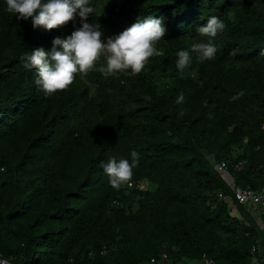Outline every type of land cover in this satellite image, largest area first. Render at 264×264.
<instances>
[{"label":"trees","instance_id":"trees-1","mask_svg":"<svg viewBox=\"0 0 264 264\" xmlns=\"http://www.w3.org/2000/svg\"><path fill=\"white\" fill-rule=\"evenodd\" d=\"M120 1L116 11L115 0H90L87 22L106 40L138 18L162 17L156 47L164 55L137 75L90 70L46 95L21 58L36 47L51 51L81 19L34 28L0 0V260L251 264L264 254V213L235 202L233 216L216 166L225 163L241 190L264 188V0ZM211 16L226 25L213 40L215 57L193 53L181 73L177 52L208 42L197 28ZM132 151L136 185L116 190L101 164Z\"/></svg>","mask_w":264,"mask_h":264},{"label":"clouds","instance_id":"clouds-1","mask_svg":"<svg viewBox=\"0 0 264 264\" xmlns=\"http://www.w3.org/2000/svg\"><path fill=\"white\" fill-rule=\"evenodd\" d=\"M115 2L118 11L122 2L120 0ZM6 5V11L15 14L19 20L30 18L34 28L43 27L49 31L66 25L77 15L81 19L82 26L66 39L54 38L51 51L36 47L30 54L21 58L25 60V68L35 69L37 77L35 83L46 95L67 89L77 75L86 76L90 70H97L105 77L125 73L129 69L131 75H137L144 70L151 57L164 55V51L156 47L157 42L166 34L162 17L157 19L150 15L138 18L130 27L105 40L101 26L87 22L89 14L94 11L90 6V0H6ZM225 27V23L217 16L209 17L205 25L198 26L197 33L207 37L208 42H195L190 50L178 51L177 69L183 73L189 68L193 61V53L200 61L212 60L217 52L213 40L225 30ZM102 59L103 63H100ZM98 63L100 66L97 68ZM93 93L94 90L90 95ZM242 96L243 92H240L230 100L234 101ZM145 99L150 101L151 97ZM184 101L185 96L181 92L176 103L182 104ZM183 114L181 110L180 115ZM139 159V154L132 151L131 159L109 157L103 162L101 167L108 177L110 186L116 190L123 186L130 187ZM228 203L233 209L232 201Z\"/></svg>","mask_w":264,"mask_h":264},{"label":"built area","instance_id":"built-area-1","mask_svg":"<svg viewBox=\"0 0 264 264\" xmlns=\"http://www.w3.org/2000/svg\"><path fill=\"white\" fill-rule=\"evenodd\" d=\"M217 171L219 174L223 177L225 180L227 186L231 189V191L234 194L233 197H225L227 201H232L233 204L236 202L241 205H248L251 206L252 213L257 212L260 210L264 213V188H262L260 191H253V190H241L236 187L235 181L233 177L229 174L227 165L225 163L218 164L216 166ZM131 187H133L134 183H130ZM138 188L145 190L147 188L146 182L140 183L137 185ZM221 197H224L221 195ZM235 207V205H234ZM236 208V207H235ZM239 217L240 215L237 214ZM237 216V217H238ZM261 228L264 229V223L261 224ZM257 250L256 247H254L253 251L255 252ZM166 255L164 256V259H166ZM152 263L156 264L158 263L156 260H152ZM201 264H216L214 260L209 259L207 257H203ZM251 264H264V254L259 258L256 256Z\"/></svg>","mask_w":264,"mask_h":264},{"label":"rangeland","instance_id":"rangeland-1","mask_svg":"<svg viewBox=\"0 0 264 264\" xmlns=\"http://www.w3.org/2000/svg\"><path fill=\"white\" fill-rule=\"evenodd\" d=\"M106 2H108V1H106ZM108 4V3H107ZM109 5V4H108ZM110 6V5H109ZM232 204H233V202H232ZM236 214H237V209L234 207V204H233V215H235L236 216ZM192 264H200V263H198V262H195V263H192Z\"/></svg>","mask_w":264,"mask_h":264},{"label":"water","instance_id":"water-1","mask_svg":"<svg viewBox=\"0 0 264 264\" xmlns=\"http://www.w3.org/2000/svg\"><path fill=\"white\" fill-rule=\"evenodd\" d=\"M0 264H10V263L3 261V260H0Z\"/></svg>","mask_w":264,"mask_h":264},{"label":"crops","instance_id":"crops-1","mask_svg":"<svg viewBox=\"0 0 264 264\" xmlns=\"http://www.w3.org/2000/svg\"><path fill=\"white\" fill-rule=\"evenodd\" d=\"M237 214H239V212H238V211H237ZM237 214H236V216H238ZM233 216H235V215H233Z\"/></svg>","mask_w":264,"mask_h":264}]
</instances>
